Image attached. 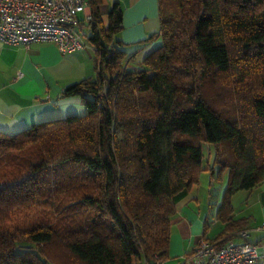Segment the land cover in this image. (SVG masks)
<instances>
[{"label":"trees","instance_id":"16d2710c","mask_svg":"<svg viewBox=\"0 0 264 264\" xmlns=\"http://www.w3.org/2000/svg\"><path fill=\"white\" fill-rule=\"evenodd\" d=\"M86 1L97 75L61 91L86 113L0 131V264H162L202 171L227 170V216L264 180V0H158L145 41L162 43L138 69L114 37L120 5L104 25Z\"/></svg>","mask_w":264,"mask_h":264},{"label":"crops","instance_id":"0c3cea01","mask_svg":"<svg viewBox=\"0 0 264 264\" xmlns=\"http://www.w3.org/2000/svg\"><path fill=\"white\" fill-rule=\"evenodd\" d=\"M114 2L122 9V27L114 37L122 42L127 53L125 66L138 69L144 58L162 43L160 37L145 41L159 30L158 0H101L100 16L104 25ZM78 18L82 20L85 34H90L83 12L78 13ZM86 43L84 49L62 53L52 42H35L26 47L0 40V131L12 134L36 122L86 113L79 96H61L66 85L86 77L94 79L97 75L93 48ZM202 148L204 164L211 166L213 146L202 143ZM199 179L201 189L195 192L192 187L176 202L168 258L162 264H176L200 238L216 242L247 241L257 245L264 260V180L250 190L236 192L231 199L232 211L227 216L220 208L227 170L218 173L213 167L211 172L202 171ZM243 229H248L247 236L236 235Z\"/></svg>","mask_w":264,"mask_h":264},{"label":"built area","instance_id":"2783aa9c","mask_svg":"<svg viewBox=\"0 0 264 264\" xmlns=\"http://www.w3.org/2000/svg\"><path fill=\"white\" fill-rule=\"evenodd\" d=\"M90 19L86 0H0V40L28 47L35 42H52L62 53L87 47L82 20ZM248 229L236 235L245 237ZM176 264H264L257 245L247 241L223 243L200 238Z\"/></svg>","mask_w":264,"mask_h":264},{"label":"rangeland","instance_id":"374dc122","mask_svg":"<svg viewBox=\"0 0 264 264\" xmlns=\"http://www.w3.org/2000/svg\"><path fill=\"white\" fill-rule=\"evenodd\" d=\"M83 30V32L85 31L84 29H82ZM84 34H85V32H84ZM86 35V34H85ZM205 183L207 184V179L205 180ZM200 185H202V182H201V180L199 179V181L193 186L194 187V191L196 192L197 190L199 191L201 188V186ZM200 186V187H199ZM203 186H204V182H203ZM200 188V189H199Z\"/></svg>","mask_w":264,"mask_h":264}]
</instances>
